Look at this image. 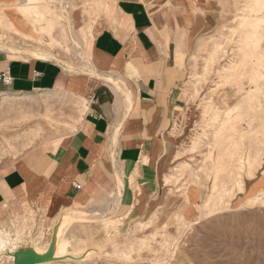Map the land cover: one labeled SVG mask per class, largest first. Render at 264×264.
Here are the masks:
<instances>
[{
	"label": "rangeland",
	"instance_id": "374dc122",
	"mask_svg": "<svg viewBox=\"0 0 264 264\" xmlns=\"http://www.w3.org/2000/svg\"><path fill=\"white\" fill-rule=\"evenodd\" d=\"M28 2L35 5L31 13L24 12ZM95 6L90 0L5 4L0 7V49L44 58H84L90 24L79 29L77 20L97 17ZM242 13L250 17L248 28L259 25L264 0H230L227 20L212 35L197 40L188 58L170 132L164 202L149 215L136 209L129 214L131 208L117 210L114 198L106 207L65 210L54 217L27 208L1 224L12 228L14 237L19 233L15 246L0 254L1 264H14L20 250L45 255L53 244V258L37 264H264V56L255 65L260 72L256 81L248 79L251 71L249 65L244 67L243 56L264 53V47L255 49L241 40L244 27L237 15ZM9 18L29 34L10 26ZM78 31L86 37L83 42ZM254 31L264 40V21ZM255 85L261 87L259 94L250 99ZM8 99H0V172L17 160H38L56 137L77 128L86 109L81 99L63 92ZM223 121L227 126L220 135ZM232 123L237 131H231ZM196 178L199 185L192 188ZM68 213L74 221L57 229ZM175 213L178 218L171 220ZM110 220L115 224L106 227ZM59 231L61 238L70 237L66 253L57 252Z\"/></svg>",
	"mask_w": 264,
	"mask_h": 264
},
{
	"label": "crops",
	"instance_id": "0c3cea01",
	"mask_svg": "<svg viewBox=\"0 0 264 264\" xmlns=\"http://www.w3.org/2000/svg\"><path fill=\"white\" fill-rule=\"evenodd\" d=\"M90 1L99 15L77 18L79 29L90 24L84 58L0 49V74L11 77L0 92L52 90L86 100L77 128L56 137L42 158L0 172V220L27 208L50 217L96 210L113 198L117 210L149 215L167 196L162 182L188 58L227 20L230 0ZM77 38L86 40L79 31ZM61 231L57 252L66 253L70 237Z\"/></svg>",
	"mask_w": 264,
	"mask_h": 264
},
{
	"label": "bare ground",
	"instance_id": "6f19581e",
	"mask_svg": "<svg viewBox=\"0 0 264 264\" xmlns=\"http://www.w3.org/2000/svg\"><path fill=\"white\" fill-rule=\"evenodd\" d=\"M28 1V0H27ZM256 2L257 3H260L261 2V0H256ZM255 4V3H254ZM27 5H29L28 7H26V6H24V7H26V9H25V13H31L32 12V8H35V5H33V3H31V4H29V2L27 3ZM22 6V5H21ZM21 8V7H20ZM246 8H249L248 6L247 7H245V9ZM37 16H39L40 15V12H37ZM237 17H239V18H241V24H242V26L244 27V29L242 30V32L240 33L241 34V40L242 41H244V40H246V43H247V45H252V46H255L254 48L256 49V48H263L264 47V45H263V41L264 40H262V38H263V35H261L260 33H259V31H254V29H256V28H258L259 26H260V24L264 21V18H259L258 20L260 21V24L258 25H255V26H251L252 28H248V26H249V22H250V17L247 15V14H245V13H242V14H240V15H237ZM19 17L18 16H16V19H18ZM9 23H10V26H12L13 28H16L17 30H19V31H21L20 29H18V27H17V24H16V21H14L13 19H10L9 18ZM67 27V26H66ZM71 29V28H70ZM69 29V30H70ZM67 30V29H66ZM22 33H25L24 31H21ZM236 32V31H235ZM67 33V32H66ZM25 34H29V33H25ZM63 34H65V33H63ZM259 34H260V36H259ZM258 36V37H257ZM84 38V37H83ZM255 38V39H254ZM240 40V41H241ZM69 42V41H68ZM79 42H77L76 43V41H75V44L77 45ZM240 43V42H239ZM70 44V43H69ZM252 49H253V47H251ZM243 56H244V58H245V62H244V67L245 68H247L248 67V65H249V67H250V71H251V73H250V76L248 77V79L250 80V79H252L253 81L255 80L256 81V78L260 75V72H259V70H257V68H255V65H259V64H261L262 63V56H264V53H259L258 55H253V54H251V53H247V52H244L243 53ZM248 71V69H246V72ZM246 78H247V76H246ZM119 87V86H118ZM194 88H195V86H194ZM260 86L259 85H255L254 86V88H251V91H249V93H248V95H249V98L250 99H252V98H255V97H257L258 96V94H259V91H260ZM45 91V90H44ZM43 92V91H42ZM53 92L54 91H46V92H43V93H45V96H51V94H53ZM31 92H27V93H23L24 95H29ZM200 94V93H199ZM236 94V93H235ZM16 95H19V93H16V92H0V99H8V98H12V97H14V96H16ZM201 96V95H200ZM217 98V97H216ZM79 99H81V98H79ZM219 99V98H218ZM9 100V99H8ZM82 100V103H84V106H86V100H84V99H81ZM220 105V104H219ZM84 108H86V107H84ZM209 111H211V110H209ZM182 117V116H181ZM184 117V116H183ZM225 117V116H224ZM230 120H231V117L228 119V121L226 122V123H228V122H230ZM215 122V121H214ZM226 123H224V121H223V126L219 129V134L220 135H222V133L225 131L224 129H226L225 127L227 126V125H225ZM218 124V123H217ZM243 125H244V123H243ZM230 127V129H232L231 131H233V130H235V131H237L238 130V128H237V126H235V125H233V123L229 126ZM217 132V133H218ZM247 134V133H246ZM253 134V133H252ZM210 136V135H209ZM208 136V137H209ZM212 139H213V137H212ZM215 140V139H214ZM217 140V139H216ZM47 142V141H46ZM222 144L224 143V141L223 142H221ZM39 145V144H38ZM45 146H46V144H45ZM246 150V149H245ZM217 161V160H216ZM229 162H231V161H229ZM263 162H264V160H263ZM237 165H239V164H237ZM263 166V165H262ZM259 168V167H258ZM258 172V171H257ZM258 174V173H257ZM255 177V176H254ZM168 180V177H167V175L165 176V180ZM122 185V184H121ZM199 185V183H198V178H196V179H194V180H192L191 181V187L192 188H195L196 186H198ZM246 188H247V186H246ZM240 192V191H239ZM176 193H177V191H176ZM189 193V192H188ZM191 196H189V197H191V198H193V200H195L196 199V197L197 196H194L195 194H194V191L193 192H191L190 191V193H189ZM116 201V200H115ZM118 201V200H117ZM208 201H210V198H208L206 201H205V206H208V204H209V202ZM118 203V202H117ZM195 202H194V206H195ZM237 209H239V208H237ZM178 216L179 215H177L176 213L172 216V217H170V219L171 220H174V219H177L178 218ZM78 218V217H77ZM74 219H75V217L73 216V215H67V216H64L63 218H62V222H60L59 223V226H58V228L57 229H59L60 230V227H62V225H64V224H66L67 222H69V221H74ZM91 221V220H90ZM3 223V220H0V254L1 253H4V252H6V250L9 248V247H14L15 246V241H16V239L17 238H19V233H16V236L14 237V234H13V230H12V228H10L7 224L5 225H2L1 226V224ZM115 224V221L114 220H110V221H108L107 222V226L106 227H108L109 226V224ZM142 223V222H141ZM151 223H153V220H151ZM62 229V228H61ZM69 232V231H68ZM169 233H172L171 232V230H169ZM55 240L57 241V237H58V234H55ZM17 249V248H16ZM11 250H12V248H11ZM10 250V251H11ZM171 249L169 248V251H170ZM12 252V251H11ZM5 254V253H4ZM1 260V259H0ZM85 261V260H84ZM88 261V260H87ZM86 261V262H87ZM78 262V261H77ZM83 263V262H82ZM0 264H1V262H0ZM81 264V263H80Z\"/></svg>",
	"mask_w": 264,
	"mask_h": 264
},
{
	"label": "water",
	"instance_id": "95a60500",
	"mask_svg": "<svg viewBox=\"0 0 264 264\" xmlns=\"http://www.w3.org/2000/svg\"><path fill=\"white\" fill-rule=\"evenodd\" d=\"M53 248L54 244L51 248V250L45 254V255H39L34 250H20L15 253V261L14 264H37V263H43L48 262L53 258Z\"/></svg>",
	"mask_w": 264,
	"mask_h": 264
},
{
	"label": "built area",
	"instance_id": "2783aa9c",
	"mask_svg": "<svg viewBox=\"0 0 264 264\" xmlns=\"http://www.w3.org/2000/svg\"><path fill=\"white\" fill-rule=\"evenodd\" d=\"M0 81H2L5 84H9L11 82V77L6 72H2L0 74Z\"/></svg>",
	"mask_w": 264,
	"mask_h": 264
}]
</instances>
